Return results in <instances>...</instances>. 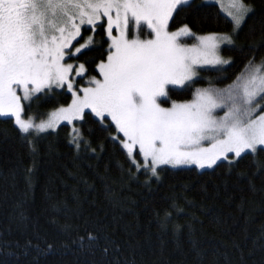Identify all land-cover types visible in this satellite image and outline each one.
<instances>
[{
	"label": "snow or ice",
	"instance_id": "6c2138e0",
	"mask_svg": "<svg viewBox=\"0 0 264 264\" xmlns=\"http://www.w3.org/2000/svg\"><path fill=\"white\" fill-rule=\"evenodd\" d=\"M210 3L203 0L197 10ZM215 3L232 32L198 35L188 24L171 31L175 16L194 0H0V118L11 119L25 140L71 126L69 143L96 153L76 124L91 121L147 176L145 185L159 181L165 166L214 171L226 164L231 170L264 152V62L253 57L233 83L214 86L228 79L225 66L233 63L221 56L222 46L246 50L236 41L253 12L245 0ZM257 47L264 43L247 50ZM202 72L219 75L191 91ZM189 91L191 99H182ZM53 94L66 102L39 122L26 116L34 101ZM97 239L87 235L89 245Z\"/></svg>",
	"mask_w": 264,
	"mask_h": 264
},
{
	"label": "trees",
	"instance_id": "16d2710c",
	"mask_svg": "<svg viewBox=\"0 0 264 264\" xmlns=\"http://www.w3.org/2000/svg\"><path fill=\"white\" fill-rule=\"evenodd\" d=\"M245 2L253 12L236 44L246 50L222 48L233 63L223 73L228 79L215 87L233 83L253 57L257 64L264 61V47L247 50L264 43V0ZM202 3L194 0L192 8L180 11L170 30L188 24L198 35L232 32L230 19L216 5L197 10ZM103 36L98 29L96 40ZM218 75L202 72L191 91ZM191 91L181 98L191 99ZM65 102L53 94L34 101L26 115L42 119ZM76 124L96 153L69 143L71 126L25 140L11 119L0 118V262L264 264V172L258 170L264 168V152L248 155L231 170L226 164L214 171L165 166L159 181L145 185L147 176L136 172L108 132L91 121ZM89 233L98 236L92 245ZM37 244L41 250L53 248L38 252Z\"/></svg>",
	"mask_w": 264,
	"mask_h": 264
},
{
	"label": "rangeland",
	"instance_id": "374dc122",
	"mask_svg": "<svg viewBox=\"0 0 264 264\" xmlns=\"http://www.w3.org/2000/svg\"><path fill=\"white\" fill-rule=\"evenodd\" d=\"M202 2H203V0H202ZM227 2V0H225V3ZM210 4H214V5H216L217 7H218V9H219V11L224 15V16H226L227 17V15H226V13L221 9V7H220V5L219 4H216L215 3V0H212V3H210ZM228 18V17H227ZM228 19H230V18H228ZM175 31V30H174ZM188 43H192V42H194V41H192V40H188L187 41ZM224 47H226V46H222V48H224ZM221 56L223 57V58H225L223 55H222V51H221ZM225 59H228V58H225ZM69 62H71V61H69ZM262 62H264V61H262ZM261 62V63H262ZM259 64V63H258ZM225 67H227V66H225ZM235 81V80H234ZM32 106H33V103H32ZM31 106V107H32ZM34 107V106H33ZM49 113V112H48ZM47 113V114H48ZM47 114H46V116L44 117V118H42V119H46L47 118ZM219 114H223L222 112L221 113H219ZM29 115H34V114H29ZM27 116V115H26ZM35 116V118H36V122H39L41 119L40 118H38V116L37 115H34ZM76 123H78V122H76ZM40 134H42V133H40ZM32 135H37V134H32ZM39 135V134H38ZM138 159H139V157H137ZM167 167V166H166ZM203 170H210V169H202V170H198V171H203Z\"/></svg>",
	"mask_w": 264,
	"mask_h": 264
}]
</instances>
